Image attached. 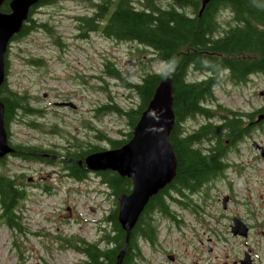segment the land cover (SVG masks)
<instances>
[{
    "label": "rangeland",
    "instance_id": "1",
    "mask_svg": "<svg viewBox=\"0 0 264 264\" xmlns=\"http://www.w3.org/2000/svg\"><path fill=\"white\" fill-rule=\"evenodd\" d=\"M98 1L53 0L38 6L31 15L34 30L12 39L5 53L7 88L25 96L29 106L43 110L40 116L19 110L8 124L9 141L34 145L40 154L45 150L49 155L43 157L52 158L53 165L15 155L0 161V174L21 183L18 176L24 173L28 194L15 206L19 228L0 221V264H87V256L77 245L88 242L104 248L111 244L106 238L110 229L106 216L117 202L108 186L95 176L77 182L66 177L60 160L75 149L87 150L89 142L112 148L97 138L100 134L125 139L132 132L126 113L140 103L125 82L139 83L146 73L163 72L166 64L157 60L149 47L135 40L106 37L100 29L89 32L86 39L77 38L76 17L91 16ZM155 2L169 6L168 0ZM132 4L142 8L137 0ZM184 11L191 15L189 8ZM217 19L219 31L234 24L229 12H219ZM107 65L121 71L125 82L108 76ZM204 75L190 70L187 80L198 81ZM111 103L122 112L104 109ZM263 104L264 74L254 73L241 81L232 80L226 70L218 73L212 94L204 101L216 122L225 115L220 107L247 123L248 115ZM253 118L258 120L259 114ZM204 121L202 115H196L184 120L182 126L189 133ZM252 141L264 146V129L259 125L227 148L224 158L234 163L231 169L211 178L192 198H184L185 203L194 204L190 210L179 202L166 204L169 211L180 210L176 227L153 215L157 240L155 245L141 244L140 264H232L241 256L246 248L231 235V217L264 230V159ZM210 144L204 138L194 147L204 150ZM2 212L0 204V215ZM258 233L248 240L254 264L264 263V247L258 246L264 243V234ZM167 253H172L174 260H169Z\"/></svg>",
    "mask_w": 264,
    "mask_h": 264
},
{
    "label": "trees",
    "instance_id": "2",
    "mask_svg": "<svg viewBox=\"0 0 264 264\" xmlns=\"http://www.w3.org/2000/svg\"><path fill=\"white\" fill-rule=\"evenodd\" d=\"M52 1L39 0L31 8L28 19L14 38L34 30L35 21L31 18L34 9ZM168 1L169 6L164 8L155 0H137L142 8H136L132 4L133 0H99L94 4L93 16L76 18L79 19L82 30L100 29L106 37L135 40L152 49L155 58L166 64L164 72L146 73L139 83L125 82L123 73L115 67L107 65L106 72L108 76L118 78L125 82L126 86L132 87L140 98L138 106L126 113L132 128L146 109L159 83L164 78L170 77L175 122L169 134V141L177 157V166L171 186L168 187L185 186L196 191L211 178L223 172L226 167L224 155L227 146L238 143L245 135L250 134L251 125L234 116L230 109L220 107L219 110L225 112L224 118L217 122L212 121L214 114L205 107L204 101L212 94V87L221 71L226 70L232 80L241 81H246L252 73L264 71V3L262 0H210L200 10V0ZM188 8L191 15H187L184 11ZM8 10L6 0L1 11L8 12ZM219 12L232 14L234 24L224 31L216 32L220 27L217 19ZM101 20L105 22L101 24ZM190 70L206 75L198 81H188L187 75ZM0 99L4 105L3 120L7 135L8 124L17 116L19 110L29 114H42L41 110L28 105L25 96L8 89L6 82L0 87ZM113 108L116 112H122L121 107L113 103L104 107L108 110ZM259 112L257 109L254 113H250L249 120L252 121L254 114ZM196 115L204 117V124L199 125L192 133H182L184 120ZM254 124L257 126L258 122ZM34 126L38 125L34 124ZM131 137L132 132L123 140L111 139L104 134H100L97 138H104L111 147H119ZM204 138H208L211 144L204 150L194 147V144H199ZM15 148L17 149V153L13 154L15 156L22 155L26 159L53 162V159L43 157L37 147L15 146ZM100 149L101 147L97 145H90L87 150L75 149L70 156L77 160L61 162L67 165L73 175L82 176L87 171L85 169L87 166L81 158L87 153ZM0 161H3V158ZM104 173L110 188L113 189L115 199L119 193L129 191L130 181L126 177H121L113 171ZM18 177L21 183L11 176L0 174V204L3 210L0 221H5L12 228H19L15 206L28 196L25 191L24 173H20ZM117 205L116 203L106 217V222L111 225L106 238L111 244L104 248L88 242L77 245L78 250L87 256V264H115L117 254L124 247L125 231L118 220ZM155 206H158L164 214L168 213L162 194L149 198L144 212H150ZM146 228L148 227L144 223V218L140 215L130 230L121 264H138L137 258L141 257L136 245L138 232L146 238L152 233L150 237L152 241L155 238L153 230Z\"/></svg>",
    "mask_w": 264,
    "mask_h": 264
},
{
    "label": "water",
    "instance_id": "3",
    "mask_svg": "<svg viewBox=\"0 0 264 264\" xmlns=\"http://www.w3.org/2000/svg\"><path fill=\"white\" fill-rule=\"evenodd\" d=\"M38 0H10L9 12H0V85L4 81V55L12 36L19 32L27 19L30 7ZM210 0H201L202 8ZM4 0H0V6ZM172 84L170 77L164 78L156 88L146 109L132 129V137L122 146L101 150L85 156L84 162L90 169H110L131 179L129 194L122 193L118 200V220L125 231V246L131 228L143 212L149 198L156 195L173 179L177 157L169 141L175 118L172 108ZM4 105L0 100V158L14 152L8 144L4 126ZM261 149L264 147L253 142ZM81 163V161L79 160ZM240 233L239 221L234 219ZM243 234H245L243 232ZM124 249L117 254L115 264H121Z\"/></svg>",
    "mask_w": 264,
    "mask_h": 264
},
{
    "label": "flooded vegetation",
    "instance_id": "4",
    "mask_svg": "<svg viewBox=\"0 0 264 264\" xmlns=\"http://www.w3.org/2000/svg\"><path fill=\"white\" fill-rule=\"evenodd\" d=\"M4 4H5V2H4ZM259 110H260V112L258 113L259 114V127L260 128H262V129H264V104H263V106L262 107H260L259 108ZM258 151V155L261 157V158H263L264 159V156L263 155H261L260 154V151L259 150H257ZM49 154V153H48ZM46 156V155H45ZM86 156V155H85ZM84 156V157H85ZM54 157V156H53ZM84 157L83 158H81L82 160L84 159ZM62 160H64V161H66V162H72V161H74V160H77V159H75V158H73V157H71V156H64L62 159H61V161ZM82 164H83V162H82ZM82 164H80V165H82ZM64 166V168H65V176L66 177H71V178H73V179H75V180H77V181H80V180H82V179H84L85 178V176L86 175H90V176H95L97 179H101V180H103L104 179V176H105V173L102 171V170H99V171H90V170H87V168H85L86 170H87V172H85L82 176H77V175H73L71 172H70V169H68L67 168V165L65 164V163H63V162H60V166ZM230 169H231V167H230ZM127 178V177H126ZM127 179H129V178H127ZM100 180V183L101 184H104V183H102V181ZM108 181V180H107ZM107 181H104L105 183H107ZM129 181H130V183H131V180L129 179ZM109 184V183H108ZM169 186H171V185H169ZM130 189H131V185H130ZM172 189V187H168V188H163L162 190H160L159 192H158V194H162V198L163 197H165V196H169V191ZM130 191V190H129ZM128 191V192H129ZM127 193V192H126ZM120 194V193H119ZM118 194V195H119ZM157 195V194H156ZM226 198H227V200H228V196L226 195ZM172 202V201H171ZM226 203H227V201H226ZM226 203L224 204L223 203V199H222V205H223V207L225 208L226 207ZM157 209H160L158 206L157 207H153V211H156ZM173 215H176V213H173ZM234 218H237V217H231V222H230V228H229V230H230V232H231V235L233 236V237H235V238H238V239H240V240H242V242H243V244H244V247L246 248L243 252H242V254H241V256L238 258V259H236V260H232V264H254V262H253V259L251 258V255H250V248L252 247V244L250 243V242H248V240H249V237L251 236V235H258L259 233V231L262 233V234H264V230L263 229H259V228H256V227H252L251 226V224L250 223H248V222H245V224L247 225H245L242 221H240V223H239V226H240V229H242L241 230V232L238 234V232H233V231H237L236 229V224H235V222L233 223V221H234ZM144 223L147 225V227L148 228H146L147 230L148 229H152V230H155V228H154V226L152 227V228H150V226H149V223H148V221H144ZM248 227V228H247ZM232 230V231H231ZM233 232V233H232ZM243 232L245 233V234H243ZM151 235H152V233L150 234L149 233V238L151 237ZM242 235H244V236H242ZM143 234L142 233H140L139 234V237H138V239H137V241L139 242V241H144V239H143ZM200 242H201V240H199ZM258 246H261V247H264V243H258ZM166 257L169 259V260H174V256H173V254L172 253H167L166 254ZM263 258H264V253H263ZM260 260H262V257H260ZM261 264H264V263H262L261 262Z\"/></svg>",
    "mask_w": 264,
    "mask_h": 264
},
{
    "label": "bare ground",
    "instance_id": "5",
    "mask_svg": "<svg viewBox=\"0 0 264 264\" xmlns=\"http://www.w3.org/2000/svg\"><path fill=\"white\" fill-rule=\"evenodd\" d=\"M125 247H126V246L124 245V247H123V248H121V249H124V250H125Z\"/></svg>",
    "mask_w": 264,
    "mask_h": 264
}]
</instances>
